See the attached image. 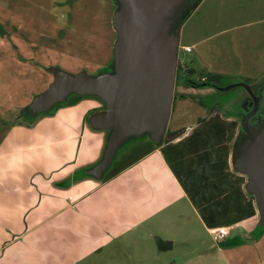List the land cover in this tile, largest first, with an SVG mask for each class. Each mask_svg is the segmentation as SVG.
Returning <instances> with one entry per match:
<instances>
[{"label":"crops","instance_id":"0c3cea01","mask_svg":"<svg viewBox=\"0 0 264 264\" xmlns=\"http://www.w3.org/2000/svg\"><path fill=\"white\" fill-rule=\"evenodd\" d=\"M202 1L197 31L208 18L214 27L264 22V0ZM205 40L180 49L192 53ZM217 44L181 63L191 77L193 62L205 71L200 80L224 75L215 60L231 55ZM260 59L264 70V53ZM256 77L248 80L257 85ZM182 88L180 102L189 90ZM95 98L77 96L33 119L0 111V264H264L255 201L231 165L238 119L212 114L169 128L187 127L167 142L137 138H145L140 153L126 161L116 154L98 179L91 173L109 131L89 123L104 110ZM229 226L227 238L212 240L211 230Z\"/></svg>","mask_w":264,"mask_h":264},{"label":"rangeland","instance_id":"374dc122","mask_svg":"<svg viewBox=\"0 0 264 264\" xmlns=\"http://www.w3.org/2000/svg\"><path fill=\"white\" fill-rule=\"evenodd\" d=\"M114 1L0 0V111L8 109L12 111L11 115L20 116L23 108L32 102L34 96L47 88L49 80L52 79L47 69L51 67L70 74L83 71L92 76L116 71L113 45L117 36L113 34L115 31L112 17L117 6ZM209 1L211 0H203L200 4ZM199 2L200 0H189L191 14L177 22L180 36L183 35L177 52L178 63L185 62L189 66L190 60H195L198 48L208 47L213 52V46H217L219 42L222 43L219 46L221 53L227 52L231 55L229 61L215 60L217 68L225 72L218 83L221 88L241 82L248 84L253 90L264 86V70L260 59L264 53V22L250 25L245 24L250 20H243L230 26L214 27L208 18L200 23L201 29L197 31L199 23H196L195 12ZM242 7L238 12L247 10L244 4ZM220 29L224 31L218 33ZM197 38L207 40L192 53L180 49L181 46L197 41ZM226 43L227 47H222ZM260 65L261 71L256 69ZM193 67L195 74L190 79L201 78L205 71L196 62H193ZM180 75L185 74L178 72V77ZM255 76L257 85L248 80ZM180 88L187 90L181 79L175 86V91ZM175 91L174 109L171 111L167 129L185 126L198 117L204 118L209 115L213 106L214 111L224 119L231 115L235 102L247 93L243 88L235 87L225 92L217 91L214 95H206L207 87L192 88L186 91L187 95L180 102V92ZM76 97V94H72L67 101ZM95 99L106 107L101 100ZM220 103L221 108H218ZM221 136L223 142L224 135ZM136 139H131L124 145L116 158L124 154L121 160L126 161L137 156L142 149L138 145L144 139ZM223 160L222 152V164ZM256 230L261 233L264 227Z\"/></svg>","mask_w":264,"mask_h":264},{"label":"water","instance_id":"95a60500","mask_svg":"<svg viewBox=\"0 0 264 264\" xmlns=\"http://www.w3.org/2000/svg\"><path fill=\"white\" fill-rule=\"evenodd\" d=\"M114 3L117 6L112 17L117 36L113 45L116 71L92 76L83 71L70 74L51 67L47 69L52 75L47 88L34 96L22 111L33 119L65 104L72 94L101 100L106 109L89 117L92 128L109 131L102 159L91 173L98 179L129 140L147 136L160 143L164 139L178 69L180 29L176 25L191 12L189 0H115ZM235 87L252 93L244 82L214 88L225 92ZM231 165L245 176V191L254 198L258 227L263 228L264 112L251 123L246 118L240 121Z\"/></svg>","mask_w":264,"mask_h":264},{"label":"flooded vegetation","instance_id":"af4514ba","mask_svg":"<svg viewBox=\"0 0 264 264\" xmlns=\"http://www.w3.org/2000/svg\"><path fill=\"white\" fill-rule=\"evenodd\" d=\"M201 81L205 82L206 78L201 79ZM215 86L220 87L219 85H214L213 87H207V89H212V94L213 93L216 94L217 90L214 88ZM186 88L192 89L194 87L186 86ZM240 88H243V87H240ZM243 90L246 92V90L244 88H243ZM218 92H220V91H218ZM215 102H216V99H215ZM215 102H214V105H216ZM173 106H174V102H173ZM173 106H172V109H173ZM216 106H218V105H216ZM218 108H221V103L219 104ZM103 109L105 110L106 108L103 107ZM208 110H209V108H208ZM254 111H255V113L251 114ZM263 112H264V86H262L260 88H255V90L252 89V93H249L247 91L246 94H243V97H241L240 100L236 101L235 104L233 105V107L231 109V115L228 117H225L224 119H235V121H236V119H238V121H239V126L237 129V135H238L239 129H240V121L243 118L248 119V122L251 123L253 119L260 117ZM212 114L213 115L214 114L219 115V117H221L218 112L214 111V106H213L212 110L210 111L208 117ZM207 118L198 117L195 120V123H198V124L206 123ZM186 129H187V127L180 129V130L182 131V133H184L186 131ZM167 131H168V133H174V132H169L168 129H167ZM167 131H166V133H167ZM177 131H179V130H177ZM166 133L164 135L163 141L167 142V141H169L168 140L169 135L167 136Z\"/></svg>","mask_w":264,"mask_h":264},{"label":"trees","instance_id":"16d2710c","mask_svg":"<svg viewBox=\"0 0 264 264\" xmlns=\"http://www.w3.org/2000/svg\"><path fill=\"white\" fill-rule=\"evenodd\" d=\"M113 34H115V33L113 32ZM178 72H181V74L184 73L185 74V75H183L184 78L181 75H180V77H178ZM192 74H193V72L188 70L186 68V66H183V65H181V63H178L175 86L178 84L179 79H181L183 81L185 86L194 87V88L199 87L201 84H205V83L207 84L206 85L207 87H213L214 85H218V83L221 80L220 75H207L205 82L201 81L200 78L196 79V80H192V79H190ZM174 100H175V97L173 98V102H174ZM181 133H182V131L179 130V131H176L174 133H168V131H167L166 134H167V136L169 135L168 140H170L171 138H175L176 136L180 135Z\"/></svg>","mask_w":264,"mask_h":264},{"label":"built area","instance_id":"2783aa9c","mask_svg":"<svg viewBox=\"0 0 264 264\" xmlns=\"http://www.w3.org/2000/svg\"><path fill=\"white\" fill-rule=\"evenodd\" d=\"M183 50L184 51H190V47H183ZM231 228H232V226L219 227V228H215V229L211 230L212 240L214 242H220V241L224 240L229 235Z\"/></svg>","mask_w":264,"mask_h":264}]
</instances>
